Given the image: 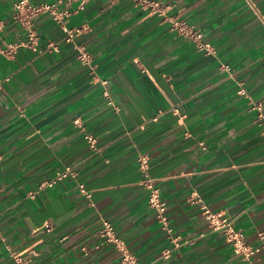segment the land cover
Returning a JSON list of instances; mask_svg holds the SVG:
<instances>
[{
	"label": "crops",
	"instance_id": "1",
	"mask_svg": "<svg viewBox=\"0 0 264 264\" xmlns=\"http://www.w3.org/2000/svg\"><path fill=\"white\" fill-rule=\"evenodd\" d=\"M16 1L0 0L2 46L26 38ZM30 1L55 3L76 31L68 41L42 13L38 50L0 53V264H122L114 245L96 246L104 219L138 264H240L203 204L264 246V126L251 104L264 112V0H161L164 15L135 0ZM175 20L217 52L201 51ZM79 45L91 65L78 59ZM141 156L180 237L169 257ZM68 166L75 177L47 183ZM254 261L264 264V247Z\"/></svg>",
	"mask_w": 264,
	"mask_h": 264
},
{
	"label": "built area",
	"instance_id": "2",
	"mask_svg": "<svg viewBox=\"0 0 264 264\" xmlns=\"http://www.w3.org/2000/svg\"><path fill=\"white\" fill-rule=\"evenodd\" d=\"M89 0H78L79 7H83ZM142 8L150 9L154 13L160 15L165 14V6L161 0H135ZM42 13H51L53 18L62 25L64 31L67 33V40H73L74 33L76 30L68 28L65 23V17L68 14L67 11L57 10L55 3H32L30 0H18L14 3V16L22 24L26 31V38L19 42L9 43L5 46L0 45V53L7 57H14L18 49L22 46L28 47L33 50L39 49V33L35 26V18ZM264 22V18H263ZM173 28L179 30L182 34L191 37L197 42L198 48L207 54H215L217 48L210 41L203 40L200 31L195 29L191 25L182 23L179 20L173 21ZM46 49L48 51H58L60 45L55 40H49L46 43ZM78 59L85 64L91 65L92 55L84 45L78 47ZM221 68L224 70H230L231 66L228 63H222ZM239 95L248 97L249 93L246 85L243 81L239 84L238 89ZM105 94H108L105 92ZM109 103L112 104L110 100ZM252 108L257 111L256 121L264 126V112L263 105L257 101H251ZM78 122V120H76ZM87 138L94 146L96 139L92 135H87ZM139 167L144 173V186L148 190V202L150 207L154 210L156 217L161 224L162 229L167 233L170 238L172 245L166 248L163 252L165 257H169L174 248L180 245V237L175 235L174 229L169 216V205L168 201L164 198L161 188L157 185L155 180L150 175V163L148 157L141 156L138 159ZM77 170L75 167L68 166L64 171L60 173L57 179L48 181L47 183L52 184L56 180H62L67 177H75ZM81 192L91 197V190L86 186L85 183H80ZM196 195H193L195 198ZM203 213L208 219L209 227L214 231H223L225 238L232 245L234 255H236L240 264H257L254 261V257L259 254L263 245L253 244L249 241L247 235L239 230L233 219L224 212L214 211L208 205H202ZM51 225H47V229H51ZM261 237H264L263 233H260ZM105 244H112L114 247L121 252L122 264H138L136 254L128 247L126 242L119 236L117 227L110 219H104L102 226L99 229L97 247ZM86 250V249H85ZM16 264H20L18 261Z\"/></svg>",
	"mask_w": 264,
	"mask_h": 264
}]
</instances>
